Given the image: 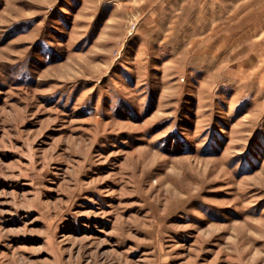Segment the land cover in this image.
Here are the masks:
<instances>
[{
  "label": "rangeland",
  "instance_id": "rangeland-1",
  "mask_svg": "<svg viewBox=\"0 0 264 264\" xmlns=\"http://www.w3.org/2000/svg\"><path fill=\"white\" fill-rule=\"evenodd\" d=\"M0 264H264V0H0Z\"/></svg>",
  "mask_w": 264,
  "mask_h": 264
}]
</instances>
